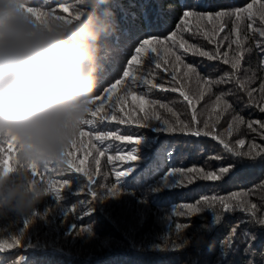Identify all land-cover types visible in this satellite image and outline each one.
Instances as JSON below:
<instances>
[{"label": "trees", "instance_id": "obj_1", "mask_svg": "<svg viewBox=\"0 0 264 264\" xmlns=\"http://www.w3.org/2000/svg\"><path fill=\"white\" fill-rule=\"evenodd\" d=\"M251 2L110 0L108 7L114 14L116 29L108 41L111 55L105 61L95 95H104L103 88L110 87L116 80L122 83L117 86L111 100L105 96L102 112H108L117 97L135 92L157 101L153 107L160 120L153 118L150 125L172 127L179 119L203 128L207 120L210 126L215 125L214 131L243 151L253 143L264 147V129L256 123L264 122V112L259 110V106H247L248 97L235 82L212 87L205 84L206 79H217L230 72V65L224 64L222 59L208 60L192 55L179 46L183 40L215 52L216 42H219L220 52H228V59H231L236 46L229 45L239 39L246 51L238 77L247 88L258 89L264 80V67L261 65L264 50L258 48L256 42L264 40V37L249 29L248 24L251 23L254 29L264 28L259 16L249 20L244 13L239 21L231 16L219 20L214 18L212 23L207 19H197L199 15L215 17L217 11H232ZM261 3L264 0H258L254 7ZM30 6L49 10L43 0H31ZM68 6V13L56 7L55 14L74 16L73 8H82L79 0H71ZM184 11L195 12L197 16L185 20ZM234 24L237 28L235 33ZM220 25L225 30L213 36V29ZM172 32H176L175 41L167 39ZM206 33L213 37V43L204 38ZM144 39L152 41L145 47H156L157 52L141 53L140 63L129 65L128 60L137 55L135 48ZM157 40L163 44H157ZM176 55L181 57L180 62L176 61ZM156 63L161 67L156 68ZM186 66L193 67L195 71L185 75L188 71ZM125 70L132 76L124 77ZM173 74L181 81L175 86L189 96L191 105L179 91L151 88V85L143 83L147 78L170 89ZM228 90L233 93L227 97L233 108L217 116L220 110H213L215 95ZM254 99L259 105L258 91ZM99 104L97 101L92 105L93 109ZM162 104L172 108L177 115L161 107ZM123 107V112L116 108L115 113L108 114H115L126 123L104 121L102 128L83 125L81 130L89 135H77L62 155L36 165V175H33L32 165L28 166L33 181L43 186L48 194L28 213L20 214L8 209L0 212V242L4 243V248L0 249V264H264V226L258 223L243 224L241 229H250L255 237L251 241V252H247V245L243 244H238L234 250L227 249L226 243L222 246L238 221L264 217V169L259 166L237 168L223 180L194 179L190 183L181 173L189 168L218 170L231 159L230 154L211 137H195L179 131L163 132L153 126L139 127L138 117L143 113L130 96ZM236 114L242 116L246 123L233 122ZM193 116L196 117L195 123ZM248 121L254 122L255 131L247 127ZM230 124L231 132L228 131ZM96 131H113L117 135H132L134 139L128 142L110 138L101 143L95 140ZM139 135L140 144L135 146ZM239 139L245 140L244 146L236 144ZM0 144H3L2 140ZM165 151L171 155H165ZM18 152L0 154V162H7L15 169L20 165L16 158ZM129 152L137 156L135 161L120 159ZM9 155L11 160H8ZM215 156L223 157V160L213 159ZM69 161L82 167L84 172L70 169ZM2 167L3 163H0V171ZM128 167L131 168L129 174L118 178L117 172L126 171ZM170 171L175 172L177 182L166 186L163 178ZM16 179L17 172L9 174V182ZM63 179L68 184L61 192L57 194L50 189V183L55 182L58 186ZM93 192L95 196L91 194ZM233 194L236 195L227 201L229 204L245 208L256 204L257 215L245 217L239 208L223 212L216 198H228ZM189 205H198L199 208L193 212ZM177 224H189V227L177 230ZM193 227L199 233L195 238Z\"/></svg>", "mask_w": 264, "mask_h": 264}, {"label": "clouds", "instance_id": "obj_2", "mask_svg": "<svg viewBox=\"0 0 264 264\" xmlns=\"http://www.w3.org/2000/svg\"><path fill=\"white\" fill-rule=\"evenodd\" d=\"M109 2L79 0L66 22L35 18L31 0H0V138L14 139L20 162L0 173V212L28 213L48 194L28 166L56 159L88 116L116 29Z\"/></svg>", "mask_w": 264, "mask_h": 264}, {"label": "snow or ice", "instance_id": "obj_3", "mask_svg": "<svg viewBox=\"0 0 264 264\" xmlns=\"http://www.w3.org/2000/svg\"><path fill=\"white\" fill-rule=\"evenodd\" d=\"M70 2H71V0H43L45 8L49 9V10H41L39 8V6H29L28 10L30 12H32L33 15L35 16V18H37V19H39L40 17L47 18L50 16L52 19H62L66 22H71L72 19H74V18L78 19L79 18V16L77 15V10L75 7L73 8L74 16L72 14H69V16L66 17L64 15L55 14V8L56 7H58L63 13H68L69 12V6L68 5ZM257 2H258V0H252V2L248 3L246 7L236 8L232 11H217L215 13V17H213L210 14L197 16V14L195 12L184 11L183 12V18L186 20L189 17L197 16L198 20L207 19L209 23H212L214 18L219 20V19H222L224 17L235 16L236 20L239 21L242 18V15L244 13H246L249 20H251L254 16L258 15L261 23H264V3H261L259 5V7H254V5L257 4ZM79 5H80V3H79ZM182 25H183V22L181 24V27H182ZM248 28L251 29L253 32H258L260 37H264V28L254 29L253 25L251 23L248 24ZM213 31H214V29H213ZM236 31H237V28L234 24L233 32L235 33ZM175 37H176V32H172L171 35L167 39L175 41ZM204 38L207 39L209 43L214 42L213 37L207 33L205 34ZM225 39H227V37ZM151 43H152V41H150L149 39H144L142 41V43L140 44V46L135 48V52L137 53V55H133L131 57V59L128 60V64L132 65L134 63H140L139 54H141V53H145V52L155 53V52H157L156 47H151V48L145 47L146 45H150ZM156 43L157 44H163V41L157 40ZM232 44H235L236 49L232 53V58L228 59V56H229L228 52H224V53L220 52L219 42H216L217 46H216L215 52L203 50L202 48H200L194 44H189L187 41L181 40L179 42V46L182 49H184L185 52H190L192 55H198L201 57H205L208 60L222 59L224 64L230 65V68H231L230 72H225L222 76H220L217 79H206L205 84H207L209 87H212V86H218L221 84H229V83L235 82L238 85V89L243 91L246 94V96L248 97L247 106H249V107L259 106V110L261 112H264V80H262L258 89H249L246 87L245 82L241 81L238 77V73L240 71V64H241V61L244 57V52L246 51V49H244L242 47V44H241L239 39L231 41V44L229 45V47H231ZM256 44H257L258 48H262V50H264V40H258L256 42ZM167 51H168V49H165V52H167ZM175 59L177 62L181 61V57L179 55H176ZM261 65H262V67H264V60H261ZM155 67L160 68L161 65L159 63H156ZM186 67H187L188 71L185 73V75L195 71V69L191 66H186ZM176 70L178 71V69H176ZM123 76L124 77H130V76H132V74L129 71L125 70L123 72ZM132 79L135 80V77H132ZM248 79L251 80V77H249ZM121 83H122L121 80H116L115 83H112L110 87H104L103 88L104 95H94L93 96V98L90 101L91 107L89 109L88 116L85 119V121L83 122L82 126L83 125H89V126L98 125L99 127L102 128L104 126V121H114L117 124L126 123L127 121L118 118L117 115L108 114V113L109 112L115 113L116 108H119V110L121 112H123L124 111L123 105L126 102L128 96L131 97L132 101L135 102L136 106L140 109V112L143 113L142 116L138 117V120H139L138 126L139 127L148 128L150 126H153V125H150V123H149L153 118H155L157 121L160 120V117L155 114L154 107H153L157 103V101L147 99L145 97V95H137L135 92H128L126 96L117 97L115 100V103L109 107L108 112H102V109L106 103L105 96L107 97L108 100H111L113 93L117 90V86L120 85ZM143 83L145 85H151V88H158L159 87L161 89L170 90L172 92L179 91L180 96H182L185 101H188V103L190 105L192 104V100H190L189 96L183 90H180L178 87L175 86V85L180 84L181 81L178 80L174 74L172 75L173 86L170 89H165L164 85H162V84L157 85V84L153 83L152 80L147 79V78L143 79ZM257 91L259 92V96H260L259 105L257 104V100L254 99L255 93ZM232 94L233 93L231 92V90H228V91H221V92H219V94L215 95V99L213 102V110L214 111L216 109L220 110V112L217 113V116H219L220 113L227 112L228 110L233 108V105L231 103H229V101L227 99V97L232 95ZM97 101H99L100 104H99V106H96L93 109L92 105H95ZM160 106L167 108L168 112H171L174 116L177 115V113L173 112V109L168 107L167 105L162 104ZM98 114H100V115H98ZM89 117H91V118H89ZM192 119H193V123H195L196 117L193 116ZM233 122H235L236 124L246 123L244 118L242 116H240L239 114H236L233 116ZM253 123L254 122H252V121H248L247 127L249 129H252L253 131H255V128L253 127ZM256 123H259L260 128L264 129V122H256ZM165 125H167V122H165ZM153 127H156V126H153ZM156 128L160 131H163V132L179 131V132H182V133H185V134H188L191 136H195V137H201V136L211 137L212 140L218 141V143L223 146V149L226 153L230 154L231 159H229L227 164H222L218 168V170L205 171L201 168H189L187 170V172L181 173L182 175H184L188 179V182H190V183L194 179L223 180V179L227 178L228 176H230L237 168L250 169V168L259 166L261 169H264V147H260V146L256 145L255 143H253V144L248 146L247 151H243L240 148H237V147L231 145L229 141H227L223 138L222 134H219L216 131H214L215 125L210 126V124L207 120L204 121V127L203 128H200L198 126L194 127V126L189 125L188 123H186L182 120H179V119L177 120V124L173 125L172 127L164 126V127H156ZM228 131L229 132L232 131V124L229 125ZM78 135L80 137H84L86 135H89V133L82 131L80 128ZM141 135H139L135 139V146H138L140 144ZM262 135H264V134H262ZM75 138L69 144L74 143ZM110 138L118 140V141H128V142H132L134 139L132 135H117L113 131H106V132L105 131H96V134H95V140L96 141H100L101 143H103L105 140L110 139ZM0 140L3 141V144H0V154H4L5 152L11 154V153H14V152L19 150V148L17 149V147H16L17 145L14 143L13 138H8V139L0 138ZM236 144L240 145V146H244L245 140L239 139L236 141ZM65 149H64V151H65ZM64 151L60 155H62L64 153ZM134 151H135V147H134ZM101 155H103V152H101ZM165 155L170 156L171 154L167 153L165 151ZM212 158L223 160V157H220V156H215ZM110 159H111V157H110ZM120 159L133 162L137 159V156L135 154H133L132 152H129V154L127 156H121ZM8 160H11L10 155L8 156ZM0 163H3L2 171H0V173L7 174V172L12 170V167L9 163H7V162H0ZM45 163H47V161ZM81 163H83V162H81ZM68 166L70 169H72L73 171H75L77 173H83L84 172V169L82 167L74 165L71 161H69ZM32 168H33V175H36V172H35L36 165H32ZM130 171H131V168L128 167L126 171L117 172L116 175L118 178L123 177V176H127ZM163 182L165 183L166 186L168 184L176 183L177 181L175 179V172L170 171L163 178ZM67 184H68V181L63 179V180H60L58 182V186H56L55 182H53V183L49 184V187L52 191H54L58 194L67 186ZM91 194L93 196H95L94 192ZM235 195L236 194H233L232 197H228V198H224V197H217L216 198L219 200V204L222 207L223 212L227 213V212H231V211H236L237 208H239V210L245 214V217H253V216L257 215V205L256 204H252L250 208H245L243 206H240L239 204H237V205L229 204L227 201L232 199L233 197H235ZM205 199H207V198H205ZM188 207L192 208L193 212L197 211L199 208L198 205H196V206L189 205ZM256 223H258L261 226H264V217H259L256 220H251V219L245 218L241 221H238L236 223V225L230 229V233L225 238V241L222 242V246L224 247V244L226 243L227 249L234 250L238 244H243V245H247L246 251L251 252L252 251L251 241L254 240L255 237L252 236L250 229H244L243 231L241 229H242L243 224H253L254 225ZM188 227H189V224H185V225L177 224L176 225L177 230H180L181 228H188ZM192 233H193L194 238L197 235H199V233L197 232L195 227L192 228ZM3 248H4V243L0 242V249H3Z\"/></svg>", "mask_w": 264, "mask_h": 264}, {"label": "rangeland", "instance_id": "obj_4", "mask_svg": "<svg viewBox=\"0 0 264 264\" xmlns=\"http://www.w3.org/2000/svg\"><path fill=\"white\" fill-rule=\"evenodd\" d=\"M224 30H225V27L223 25H220L218 27H215L214 28V34H213V36H215V37L218 36V33H221Z\"/></svg>", "mask_w": 264, "mask_h": 264}]
</instances>
